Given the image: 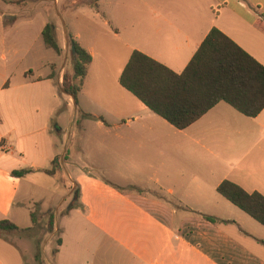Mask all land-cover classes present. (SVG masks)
Returning a JSON list of instances; mask_svg holds the SVG:
<instances>
[{
  "label": "crops",
  "instance_id": "crops-1",
  "mask_svg": "<svg viewBox=\"0 0 264 264\" xmlns=\"http://www.w3.org/2000/svg\"><path fill=\"white\" fill-rule=\"evenodd\" d=\"M104 5L106 9H102ZM65 12L88 17L101 34L113 38L116 44L111 52L113 59L125 51V62L121 63L114 82L119 83L134 51L177 74L183 73L213 29L221 31L264 66V0H100L96 7L78 0ZM3 20L4 16H1L4 25ZM48 23V20L44 21L39 29L41 36ZM67 30L93 57L83 89L74 103L76 111L83 112L84 117L85 114L92 115V120L97 121V129L107 135L111 146L105 155L114 164L112 171L131 167L138 175L149 176L156 185L155 192L158 189L161 194L157 199L164 198L162 191L167 192L164 195L170 199L180 195L181 205L172 200L176 208L185 207L182 205L187 199V195L182 198L184 188L187 192L189 187L200 192L209 190L211 196H204L206 211L185 207L190 217L174 222V227L167 224L165 217L157 222L147 215L137 218L128 215V221L152 229L132 232L117 230L116 226L109 233L101 231L99 233L112 246L104 250L98 246L97 232L93 247H88L92 243L84 240L81 236L84 233L76 232L71 226L67 230L64 226L60 229L62 245L57 248L55 264H264V227L217 192L221 183L230 181L250 194L264 196V110L251 119L221 102L189 128L178 130L145 107L120 83V88L114 83V105L121 107L122 114L111 124L106 109L99 104L102 99L107 105L105 98L110 93L98 89L100 99L94 96L99 108L96 114L89 111V98L83 103L86 81L96 64V49L83 41L80 33L74 34L68 26ZM68 43V39L63 41V50L67 51ZM58 57L61 61V56ZM67 57L69 66L73 67L74 56L67 52ZM1 62L0 221L10 220L21 228L17 224L19 216L15 208L19 205L23 181L40 173L47 175L45 171L52 170L42 169L40 165L49 160L54 166L57 159L54 135L63 133L67 134L68 144L78 139L74 144L78 159L65 155L62 168L77 170L76 176H81L77 180L70 176L78 186L81 208L64 215L65 219L83 218L80 211L95 213V201L98 200H113L127 212L131 207L134 212H141L130 202L129 195L118 192L109 184L119 188L132 187L146 196L152 191L139 188L133 181L119 185L102 178L101 167L95 162L90 166L86 164L88 153L79 145L83 128L71 132L69 127L65 130L61 127L57 115L64 111L59 98V94H65L61 92L64 65L58 68V62L49 63L45 75L29 69L17 76L15 64L5 56ZM54 73L56 78L52 79ZM65 95L68 97L66 102L72 103V97ZM135 152L147 157L146 165L133 160ZM151 155L158 163H151ZM22 171H26L24 176H13V172ZM58 174L47 176L57 178ZM184 175L192 178L191 185L178 183L184 181ZM213 191L219 196L212 194ZM199 195L203 197L204 193ZM32 199L30 192L20 198L25 204ZM121 217L116 218L114 224L122 222ZM90 219H94V223L104 221L95 214L88 217V221ZM0 264H23L19 248L2 237Z\"/></svg>",
  "mask_w": 264,
  "mask_h": 264
},
{
  "label": "rangeland",
  "instance_id": "rangeland-1",
  "mask_svg": "<svg viewBox=\"0 0 264 264\" xmlns=\"http://www.w3.org/2000/svg\"><path fill=\"white\" fill-rule=\"evenodd\" d=\"M77 1L78 0H24L23 3H16V0H11V2L0 0V18L4 16V25L7 19L10 20L13 17L17 19V23L9 28L4 27L0 21V65L2 64V57L5 56L6 60L15 64L14 68L17 76H20L22 72L29 69L34 70L40 75H45V73L49 71L47 65L49 63L58 62V68L64 65L62 70L65 69L68 75L71 76L73 67H70L67 61V52L68 54H72L71 43L69 46H66L67 51L63 50L60 61L58 55L53 50L45 47L42 36L39 34V29L44 21L48 20V24H52L54 27L53 31L58 42L61 44L62 41L61 46H63V41H65V39L70 41L67 30L68 26L69 31L74 34L80 33L83 37V41H87L86 43H90L96 49V64L92 69L91 77L86 81V93L84 95L85 97H83V103H87L86 99L89 98V111L96 114L99 108L95 101L97 98H94V96L99 98L98 89L110 93L105 98V100H108V102H106L107 105H104L103 100L100 98L99 104L104 106L107 119L111 124H114L119 120V116L122 114L121 107L114 105V83L120 88L119 83L114 82V76L118 75L121 63L125 62V51L120 52L119 58L113 59L111 52L116 47L113 38L101 34L102 32L97 29L95 24L91 22L88 17L81 14H66L65 11H67L70 4ZM79 1L81 4H89L94 0ZM102 9H106V6L104 5ZM62 85L63 82L61 84V92H65ZM59 98L62 102L61 108L64 109V111L57 115L61 127H65L64 130L66 127H69L71 132L72 130L76 131L77 128H83V136H81L79 140V145L83 149L85 148L88 153L86 164L90 166L95 162L101 167L104 174V176L101 174L102 178L106 177L119 185H124L128 182L132 183L133 181L138 184L139 188L150 189L152 192L151 194L148 193L149 196H146V194L139 193L137 189L134 190L132 187H124L121 188V190L115 188L118 192L129 195L130 202H132L136 208H139L141 212H134L132 207L128 209L127 212L124 207L113 200H98L95 201V213L80 211V214H83V218L65 219L64 212L70 205L80 206L79 208H81L78 186L74 184L75 182L72 181L70 177L73 175L77 180V177L81 178V176H76V173L78 174L77 170L70 168L66 171L62 168V162L64 161L63 157L65 155H68V157L71 156V158L75 156V159H78L76 154L77 151L75 150L74 152V144L78 143V139L68 144V142H66V133L60 135L55 134L54 139L56 144L54 151L55 156L57 155L56 158L58 161L56 166L58 167L57 172H59L56 176L57 178L48 177L47 175H43V173H40L38 176H33L31 179L26 178V180L23 181L21 193L19 195V205L15 208V213L19 216L17 224L21 228L32 226L35 229L31 227L32 229L28 232L0 233V237L19 248L23 258V264H55V252L58 248L57 242L60 237H62L61 234H59V230L64 226L67 230L68 227L71 226V229L73 227L76 232L84 233L85 235H81L84 240L87 241V243H92V246L88 247H93L94 234L97 232V239L100 241L98 246L104 250L112 246L109 240L99 233L101 231L109 233V231L116 226L118 227L117 230L120 231L138 230L148 232L152 229L132 220L128 221V215L135 216L136 218L147 215L157 222L165 217L167 224L174 227V222L190 217L188 209L196 208L203 209L204 211L207 210L204 196H211L209 190L200 192L194 191L193 188L189 187L187 192L184 188V195L182 198L185 199L187 195V199L183 201L182 205L189 208H176L173 203L175 202L181 205L179 201L180 195L170 199L168 195H164L167 192L162 191V196L164 198L158 197L159 199H157V195L159 196L161 194L158 189L157 192H155L156 185L151 182L149 176H145L144 174L138 175L135 168L131 167H129V170H127L128 168L124 170L120 168L119 171H112L111 167H114V164L110 161V158L105 155L109 153L111 145L106 139L107 135H105L102 130L97 129V121L84 117L83 112L80 110L76 111L73 97V102L70 104L66 102V98L68 97L65 94H59ZM62 140H64V144ZM133 155V160L142 162V164L146 165L147 157L145 155L138 152H135ZM150 160L151 163H158L153 155L150 156ZM44 163L45 164L40 165L42 169L53 168L51 161L48 160ZM119 174H123V176L119 177ZM178 183L189 186L193 182L191 177L184 175V181L179 180ZM27 192L32 193L33 199L30 200L28 204H25L20 198H23ZM199 193H204L203 197H201ZM212 194L219 196L216 191H213ZM52 212H54L56 216V230L54 233H50L49 231V214ZM93 214L99 218H103L104 221L95 223L92 222L94 219L88 221V217L91 215L93 216ZM32 215L35 216L37 221L35 225L32 224ZM118 217H121L123 221L119 222V224H114L113 221ZM113 249H115V247ZM39 250L42 257L40 263L36 260Z\"/></svg>",
  "mask_w": 264,
  "mask_h": 264
},
{
  "label": "trees",
  "instance_id": "trees-1",
  "mask_svg": "<svg viewBox=\"0 0 264 264\" xmlns=\"http://www.w3.org/2000/svg\"><path fill=\"white\" fill-rule=\"evenodd\" d=\"M98 1L100 0H94L89 5L96 7ZM20 2L23 3L24 0H16V3ZM262 16L264 18V13ZM16 23L17 19L14 17L7 19L5 27H13ZM52 27V24H47L43 29V41L47 49L61 56L63 48ZM69 38L71 45L75 47V63L71 76L67 71L64 72L62 86L65 93L77 103L93 57L71 35ZM51 78L55 79L56 74H52ZM119 83L150 111L178 130L189 128L221 102L251 119L258 117L264 110V66L217 29L210 32L183 73L177 74L147 55L134 51ZM85 117L94 119L89 114H85ZM56 161L58 160H55L52 170L45 171L47 175H56ZM24 174L26 171L13 172V176L18 178ZM217 192L264 227L262 194H250L230 181L221 183ZM77 207L70 205L64 215ZM55 219L54 212L49 214L50 233L56 230ZM206 219L216 221L213 217ZM32 221L33 225L37 224L33 215ZM32 228L21 229L10 220L0 221V233L28 232ZM59 232L61 234L60 230ZM57 244L60 247L62 240L59 239ZM57 252L58 250L55 253ZM36 260L39 263L42 260L40 250Z\"/></svg>",
  "mask_w": 264,
  "mask_h": 264
},
{
  "label": "water",
  "instance_id": "water-1",
  "mask_svg": "<svg viewBox=\"0 0 264 264\" xmlns=\"http://www.w3.org/2000/svg\"><path fill=\"white\" fill-rule=\"evenodd\" d=\"M54 30V27H53ZM71 43V41H69L68 45ZM71 49H72V55L75 56V47L74 45H71ZM65 93V92H64ZM66 94V93H65Z\"/></svg>",
  "mask_w": 264,
  "mask_h": 264
}]
</instances>
